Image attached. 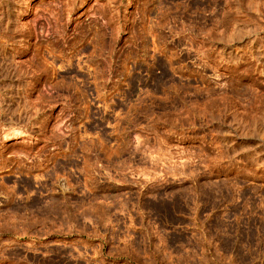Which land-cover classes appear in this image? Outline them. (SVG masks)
<instances>
[{
    "label": "rangeland",
    "instance_id": "374dc122",
    "mask_svg": "<svg viewBox=\"0 0 264 264\" xmlns=\"http://www.w3.org/2000/svg\"><path fill=\"white\" fill-rule=\"evenodd\" d=\"M73 1L0 0V264H264V0Z\"/></svg>",
    "mask_w": 264,
    "mask_h": 264
},
{
    "label": "bare ground",
    "instance_id": "6f19581e",
    "mask_svg": "<svg viewBox=\"0 0 264 264\" xmlns=\"http://www.w3.org/2000/svg\"><path fill=\"white\" fill-rule=\"evenodd\" d=\"M73 1V0H72ZM251 1V0H250ZM74 2V1H73ZM246 2V1H245ZM260 2V1H259ZM71 3V2H70ZM256 3V2H255ZM69 5V4H68ZM249 5H251V4H249ZM257 6V5H256ZM56 18V17H55ZM58 20V19H57ZM70 20V19H69ZM13 115V114H12ZM8 121V120H7ZM6 130V129H5ZM10 131V130H9ZM5 132V134H6V136L8 137L10 134L12 135V134H14L13 133V131H12V133L11 132H9V133H7L6 131H4ZM5 137V136H4Z\"/></svg>",
    "mask_w": 264,
    "mask_h": 264
}]
</instances>
